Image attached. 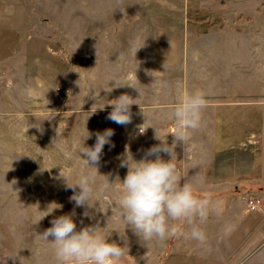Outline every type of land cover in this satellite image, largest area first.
I'll return each instance as SVG.
<instances>
[{
    "label": "crops",
    "instance_id": "obj_1",
    "mask_svg": "<svg viewBox=\"0 0 264 264\" xmlns=\"http://www.w3.org/2000/svg\"><path fill=\"white\" fill-rule=\"evenodd\" d=\"M167 5L160 0H0V30L88 31V89L98 78L103 89H112L104 93L136 99L131 110L164 111L169 140L179 97L203 90L205 124L189 141L198 143L193 145L199 153L185 154L196 160L185 162L184 180L195 189L253 190L264 200V0H167ZM54 49L61 54L62 48ZM60 54L56 60L46 49L42 58L47 78L39 82L49 100L55 97V72L63 75L61 97L67 90L74 95L73 82L79 81V66L57 63ZM28 61L23 59L25 77H31ZM11 66L14 70L16 63ZM94 98L86 101L88 110L112 108V100L96 107ZM69 102L58 110L75 128L80 111ZM95 121L92 115L87 126H97ZM249 212L247 264H264V201Z\"/></svg>",
    "mask_w": 264,
    "mask_h": 264
},
{
    "label": "rangeland",
    "instance_id": "obj_2",
    "mask_svg": "<svg viewBox=\"0 0 264 264\" xmlns=\"http://www.w3.org/2000/svg\"><path fill=\"white\" fill-rule=\"evenodd\" d=\"M88 38V31L0 30V264H56L50 245L39 234L51 227L54 217L72 213L78 230L98 224L100 232L109 237V242L121 246L126 243L129 255L125 264H247L251 216L245 197L258 195L256 191L196 189L199 195L210 193L214 199L222 201L223 214L219 217L211 215L207 223L201 225L208 235L206 245L184 239L142 241L125 225L118 208H109L108 201L115 202L122 187L120 181L127 174V168L119 166V157L126 146L134 158L140 160L147 149L159 143L158 139H167L169 144L173 140L168 138L170 127L163 120L165 114L162 110H131L134 125L121 126L107 119L112 108L87 109L88 98L95 97V106L100 107L105 105L104 101L120 96L118 93H104L98 78L95 86L91 84L88 89ZM52 48H62L61 54L53 52ZM46 49L57 55L56 60L60 54L61 60L57 63L71 62L79 66V81L77 84L73 82L74 95L67 90L64 97L60 96L63 75L55 72V97L48 99L47 90L39 82V79L47 78L41 70ZM25 57L32 67L31 77L24 76ZM14 63L13 70L11 65ZM69 100L76 111H80V117L75 118L79 126L75 128L61 116L62 110H58L62 103L69 104ZM6 102L9 108H5ZM13 103L15 107H12ZM92 115L97 126L89 128L87 120ZM153 118H160V123ZM140 125L146 129L143 134L139 132ZM109 128L114 131L111 137L114 146L105 145L99 174L108 176L111 189L106 194L94 195L90 200L93 207H76L70 200L73 192L67 188L65 179L73 183L78 174L90 171L80 159V148L83 142L87 147L94 146L95 134ZM88 132L90 138L85 140ZM193 143L188 142L185 146L180 143L175 149L174 162L182 181H185V162L196 160L185 154L199 153V146ZM161 156L170 159L167 154L161 153ZM81 157L84 158L83 154ZM104 179L99 176L97 183ZM58 205L62 207L56 208ZM85 211L88 216L84 215ZM226 224L236 225L229 236H223L221 232Z\"/></svg>",
    "mask_w": 264,
    "mask_h": 264
},
{
    "label": "clouds",
    "instance_id": "obj_3",
    "mask_svg": "<svg viewBox=\"0 0 264 264\" xmlns=\"http://www.w3.org/2000/svg\"><path fill=\"white\" fill-rule=\"evenodd\" d=\"M160 2L171 7L167 5V0ZM163 67L164 71H168L166 63ZM104 90L112 91L109 87ZM135 100L127 94L112 100L109 103L112 111L107 119L121 126L132 123L131 107L137 104ZM207 105L208 99L203 90L196 89L181 95L172 111L175 127L172 143L169 144L167 139L157 138L159 143L147 149L140 160H136L126 146L125 152L119 157V166L127 168V174L120 181L122 187L117 199L115 202L109 200L108 205L111 210L118 208V214L125 225L142 241L184 239L206 245L208 235L201 225L206 224L211 215L219 217L223 214L222 201L214 199L210 193L197 194L192 183L182 181L174 162L177 145L182 143L185 146L191 140L193 132L204 127ZM143 125L138 126L141 134L146 130ZM90 135L88 132L85 140ZM95 135L94 146L87 147L83 142L79 152L83 165L90 171L78 174L73 183L65 179L67 188L73 192L70 200L76 207H93L90 203L92 197L108 193L112 186L108 176L99 174V164L105 145L114 146L111 142L114 131L109 128ZM161 153L169 155L170 159H163ZM99 176L105 179L98 184ZM59 207L62 206L58 205L56 208ZM73 215L74 213L54 217L50 222L51 227L39 234L50 245L56 264H125L129 255L126 243L121 246L116 242H109V237L100 232L98 224L78 230ZM84 215L88 216V212L85 211ZM235 227L234 224H226L221 229L222 235H231Z\"/></svg>",
    "mask_w": 264,
    "mask_h": 264
},
{
    "label": "built area",
    "instance_id": "obj_4",
    "mask_svg": "<svg viewBox=\"0 0 264 264\" xmlns=\"http://www.w3.org/2000/svg\"><path fill=\"white\" fill-rule=\"evenodd\" d=\"M246 205L249 211L259 210L263 204V197L257 194H249L245 197Z\"/></svg>",
    "mask_w": 264,
    "mask_h": 264
}]
</instances>
